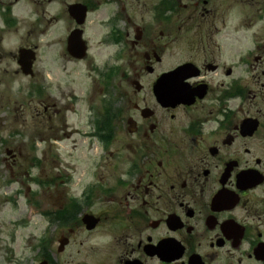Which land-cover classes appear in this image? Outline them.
I'll return each mask as SVG.
<instances>
[{"label":"flooded vegetation","instance_id":"1","mask_svg":"<svg viewBox=\"0 0 264 264\" xmlns=\"http://www.w3.org/2000/svg\"><path fill=\"white\" fill-rule=\"evenodd\" d=\"M25 110L46 264H264V0H0Z\"/></svg>","mask_w":264,"mask_h":264},{"label":"rangeland","instance_id":"2","mask_svg":"<svg viewBox=\"0 0 264 264\" xmlns=\"http://www.w3.org/2000/svg\"><path fill=\"white\" fill-rule=\"evenodd\" d=\"M84 69V72L88 74L85 66ZM16 78L9 87L14 96L18 84L25 82L21 78ZM84 80L86 87H88L90 80L87 78ZM6 84L8 83H5L1 89L7 88ZM25 112L26 115L22 116L26 119L25 124L19 121L23 118L18 114L17 122H14L12 126L16 127L19 123L23 124L27 134L19 129L17 131L21 133L12 134L9 131L12 129L9 124L7 122L3 124L0 120V264H33L30 259L39 255L37 244L42 240L44 231L41 215V194L38 183L33 181V177H38L39 168L34 166L32 160L33 156L37 155L38 148L44 143L34 142L33 136L37 135L38 132L31 126L29 116L31 110H25ZM8 142L17 144L16 150L21 152L14 165L9 163L10 161L8 164L2 162L6 156L3 146ZM56 146L62 164L64 162L73 163L74 158L70 157L69 152L72 148V138L68 137ZM76 152L79 154L78 151ZM48 169L49 167H46L44 171L48 172ZM9 178L13 181H10ZM26 187H30L31 192V194L28 193L27 197H25ZM34 201L39 206L34 205Z\"/></svg>","mask_w":264,"mask_h":264},{"label":"water","instance_id":"3","mask_svg":"<svg viewBox=\"0 0 264 264\" xmlns=\"http://www.w3.org/2000/svg\"><path fill=\"white\" fill-rule=\"evenodd\" d=\"M41 264H43V263H41Z\"/></svg>","mask_w":264,"mask_h":264}]
</instances>
